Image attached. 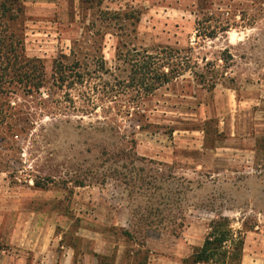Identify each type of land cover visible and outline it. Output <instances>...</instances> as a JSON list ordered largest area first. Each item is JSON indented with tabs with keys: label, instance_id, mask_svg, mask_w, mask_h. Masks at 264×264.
Wrapping results in <instances>:
<instances>
[{
	"label": "rangeland",
	"instance_id": "rangeland-1",
	"mask_svg": "<svg viewBox=\"0 0 264 264\" xmlns=\"http://www.w3.org/2000/svg\"><path fill=\"white\" fill-rule=\"evenodd\" d=\"M2 23L28 57L44 60L49 77L61 54L85 71L103 57L114 71L117 54L133 47L179 48L192 66L140 103L144 131L139 117L125 115L135 103L125 95L81 115L72 109L84 103L77 90L58 89L48 107L46 89L0 93V255L39 264L49 253L60 264L74 245L79 264H184L223 214L245 230L242 264H264V0H0ZM199 25L217 37L197 36ZM114 103L121 107L104 112ZM105 114L121 134L93 129ZM133 139L139 157L165 165L150 166L154 175L191 187L179 203L187 226L178 236L136 226L133 212L147 198L110 176L103 148ZM39 232L50 238L38 257L6 240Z\"/></svg>",
	"mask_w": 264,
	"mask_h": 264
},
{
	"label": "trees",
	"instance_id": "trees-1",
	"mask_svg": "<svg viewBox=\"0 0 264 264\" xmlns=\"http://www.w3.org/2000/svg\"><path fill=\"white\" fill-rule=\"evenodd\" d=\"M227 24L222 28L225 33L231 26L230 22ZM199 30L201 31L197 36L217 37L216 29L209 31L208 27L199 25ZM117 58L119 65L114 71L106 67L103 57L97 61V68L93 69L94 71H85L79 59L70 60V56L61 54L54 59L49 77L44 60L28 57L23 39L11 32L8 25L2 23L0 24V93L4 94L12 86H19L25 95L39 94L46 89L48 97L40 100L41 104L48 107L55 99L58 89H67L68 92L72 89L77 90V94L83 96L84 103L80 106L73 104L72 109L81 115L93 114L98 108V102L116 103L125 95L135 102L128 101L123 106L125 115L139 117L136 122L139 129L144 131L148 125L142 123L144 114L140 112L142 106L140 103L189 71L192 59L190 55L183 53L182 49L171 46H160L152 50L133 47L120 51ZM193 73L195 77L199 74L198 71ZM115 103L104 109V112L111 114L112 110L121 107ZM56 108L58 106L54 110ZM104 118L98 120L96 125L91 124L95 131L104 132L109 129L117 135L121 134L114 126L116 120L114 117L105 114ZM123 138L124 135L121 136V139ZM131 142L130 147H104L102 155L107 156L105 162H111L110 176L122 179L129 189L130 196L139 194L148 200L143 207L133 212L134 224L144 230L163 229L173 235H180L187 226V219L186 212L179 203L191 187L184 184L171 187L167 183L170 177L165 178L161 173L154 175L150 166L165 165L139 157L135 151L136 140L133 139ZM165 182L168 193L161 194ZM35 186L45 188V183L36 180ZM79 186H83L82 183H79ZM176 195L178 199H175ZM248 228L252 229L253 225ZM126 234L131 233L126 231ZM244 246L245 230L234 229L232 220L219 214L211 221L202 246L197 247L193 254L184 260V264H242ZM72 247L74 248V245ZM96 256L102 258L98 254Z\"/></svg>",
	"mask_w": 264,
	"mask_h": 264
},
{
	"label": "crops",
	"instance_id": "crops-1",
	"mask_svg": "<svg viewBox=\"0 0 264 264\" xmlns=\"http://www.w3.org/2000/svg\"><path fill=\"white\" fill-rule=\"evenodd\" d=\"M23 236V237H22ZM26 235H20L19 238H17V235H10V237H7V242L11 243L13 246H31L28 250H33L36 253L33 254L34 256L38 257L40 256L42 247L45 245V251L47 248V243L49 241V234L39 232L36 235H30L28 237H25ZM63 245V244H61ZM64 248V246H62ZM68 248V247H67ZM72 252L70 251L67 255L66 250L63 254L62 262L60 264H79L80 262L75 258V249L70 248ZM21 251V250H19ZM29 253V251H27ZM66 253V254H65ZM51 257L49 253L47 254V258ZM39 258V264H45L44 262L46 261V264H50L51 260H47L45 257H38ZM42 260H41V259ZM48 261V262H47ZM0 264H27V260L25 257L20 256V255H15V254H4L0 255Z\"/></svg>",
	"mask_w": 264,
	"mask_h": 264
}]
</instances>
